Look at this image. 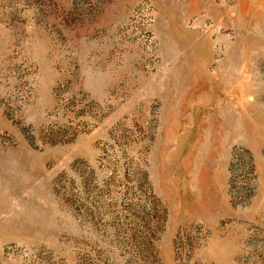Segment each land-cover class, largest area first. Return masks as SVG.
<instances>
[{"label": "rangeland", "instance_id": "obj_1", "mask_svg": "<svg viewBox=\"0 0 264 264\" xmlns=\"http://www.w3.org/2000/svg\"><path fill=\"white\" fill-rule=\"evenodd\" d=\"M0 264H264V0H0Z\"/></svg>", "mask_w": 264, "mask_h": 264}]
</instances>
